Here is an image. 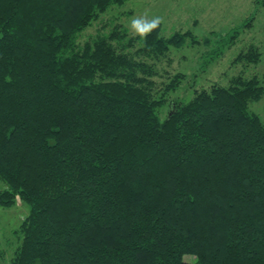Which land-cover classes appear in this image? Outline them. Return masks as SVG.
I'll list each match as a JSON object with an SVG mask.
<instances>
[{
  "label": "trees",
  "instance_id": "obj_1",
  "mask_svg": "<svg viewBox=\"0 0 264 264\" xmlns=\"http://www.w3.org/2000/svg\"><path fill=\"white\" fill-rule=\"evenodd\" d=\"M126 1L0 0V206H29L12 264H264V121L250 108L264 72L198 89L163 122L185 75L159 89L154 62L201 41L117 23L79 42ZM261 58L252 44L234 63Z\"/></svg>",
  "mask_w": 264,
  "mask_h": 264
},
{
  "label": "rangeland",
  "instance_id": "obj_2",
  "mask_svg": "<svg viewBox=\"0 0 264 264\" xmlns=\"http://www.w3.org/2000/svg\"><path fill=\"white\" fill-rule=\"evenodd\" d=\"M255 12L257 15L252 26L242 31L237 43L205 67L206 54L217 45V40ZM141 16L149 19L159 17L165 37L191 30L201 41L196 45H190L188 41L182 47H172L165 56L154 62L158 72L154 80L159 89L177 73L185 75L179 89L170 92L167 104L159 109L163 122L171 111L172 102L188 101L198 89L209 88L214 83L229 85L231 79L239 74L251 78L262 76L264 72V6H257L256 0H127L122 5H113L86 27L79 34V42L84 43L98 33L109 32L117 23L124 25L134 35L130 22ZM206 38L211 40L210 45L204 43ZM252 44L262 52L261 60L250 64L234 63L237 56ZM250 108L264 121V98L251 102ZM5 187L0 181V190ZM28 213V204L20 198L12 207L0 206V264H12L21 243L20 226ZM187 258L192 259L185 256V260Z\"/></svg>",
  "mask_w": 264,
  "mask_h": 264
},
{
  "label": "clouds",
  "instance_id": "obj_3",
  "mask_svg": "<svg viewBox=\"0 0 264 264\" xmlns=\"http://www.w3.org/2000/svg\"><path fill=\"white\" fill-rule=\"evenodd\" d=\"M160 23L161 19L159 17L152 19H149L146 16L135 17L130 22V29L134 35L141 39H146L147 36L160 25Z\"/></svg>",
  "mask_w": 264,
  "mask_h": 264
}]
</instances>
